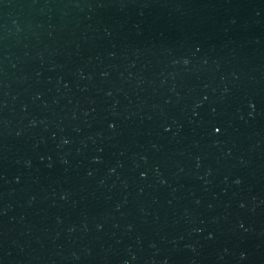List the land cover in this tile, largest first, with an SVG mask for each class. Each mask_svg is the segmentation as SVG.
<instances>
[{"label": "water", "instance_id": "1", "mask_svg": "<svg viewBox=\"0 0 264 264\" xmlns=\"http://www.w3.org/2000/svg\"><path fill=\"white\" fill-rule=\"evenodd\" d=\"M0 264H264V0H0Z\"/></svg>", "mask_w": 264, "mask_h": 264}]
</instances>
